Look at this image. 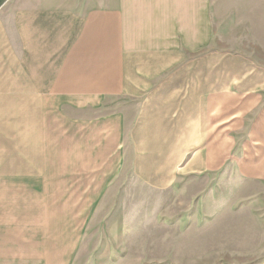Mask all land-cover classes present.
Masks as SVG:
<instances>
[{"label":"crops","instance_id":"1","mask_svg":"<svg viewBox=\"0 0 264 264\" xmlns=\"http://www.w3.org/2000/svg\"><path fill=\"white\" fill-rule=\"evenodd\" d=\"M119 5L0 0V234L24 237L32 252L44 251L38 235L64 231L53 204L96 202L125 165L173 187L178 140L188 161L190 139L210 136L211 123L213 137L221 133L215 85L209 94L176 76L163 81L161 51H133L131 66ZM160 140H169V162Z\"/></svg>","mask_w":264,"mask_h":264},{"label":"rangeland","instance_id":"2","mask_svg":"<svg viewBox=\"0 0 264 264\" xmlns=\"http://www.w3.org/2000/svg\"><path fill=\"white\" fill-rule=\"evenodd\" d=\"M92 1L124 3L131 66L133 51H161L163 81L216 86L221 133L211 123L210 136L190 139L188 161L178 140L173 187L125 165L96 202L53 204L64 231L38 235L44 251L0 234V264H264V0Z\"/></svg>","mask_w":264,"mask_h":264}]
</instances>
